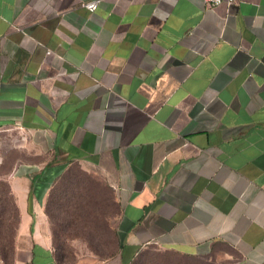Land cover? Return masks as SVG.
I'll return each instance as SVG.
<instances>
[{"label":"crops","instance_id":"0c3cea01","mask_svg":"<svg viewBox=\"0 0 264 264\" xmlns=\"http://www.w3.org/2000/svg\"><path fill=\"white\" fill-rule=\"evenodd\" d=\"M91 1L0 0V131L34 158L0 179L4 264H61L46 204L76 167L117 251L71 264H264V0Z\"/></svg>","mask_w":264,"mask_h":264},{"label":"trees","instance_id":"16d2710c","mask_svg":"<svg viewBox=\"0 0 264 264\" xmlns=\"http://www.w3.org/2000/svg\"><path fill=\"white\" fill-rule=\"evenodd\" d=\"M103 196L102 202L98 196ZM110 192L101 188L89 175L76 168L67 171L50 193L46 213L55 228V257L61 264L74 262V251L66 248V240L82 238L90 252L99 260L112 257L117 251L116 236L107 230L99 233L105 220L97 218L98 212L113 209L108 198ZM18 223V213L9 188L0 180V256L8 260L12 253V243ZM84 226L90 232L78 234L76 228ZM102 231H106L103 229ZM94 232V233H91Z\"/></svg>","mask_w":264,"mask_h":264},{"label":"rangeland","instance_id":"374dc122","mask_svg":"<svg viewBox=\"0 0 264 264\" xmlns=\"http://www.w3.org/2000/svg\"><path fill=\"white\" fill-rule=\"evenodd\" d=\"M21 133L16 130L0 131V179L6 175L19 162L33 161L31 149L25 146ZM25 146V147H23ZM95 257L91 252H74L75 260L79 258Z\"/></svg>","mask_w":264,"mask_h":264},{"label":"built area","instance_id":"2783aa9c","mask_svg":"<svg viewBox=\"0 0 264 264\" xmlns=\"http://www.w3.org/2000/svg\"><path fill=\"white\" fill-rule=\"evenodd\" d=\"M234 0H203V2L207 5H211V6H217L221 3H226V4H231ZM98 4V0H94L91 2H87L85 4H83V6L89 11V12H93ZM0 264H4L3 260L0 258Z\"/></svg>","mask_w":264,"mask_h":264}]
</instances>
